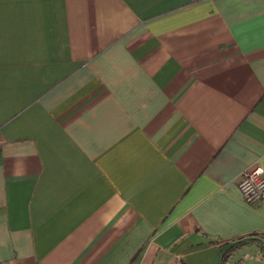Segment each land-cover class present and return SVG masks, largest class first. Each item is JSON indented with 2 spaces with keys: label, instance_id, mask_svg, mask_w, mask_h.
Wrapping results in <instances>:
<instances>
[{
  "label": "crops",
  "instance_id": "crops-1",
  "mask_svg": "<svg viewBox=\"0 0 264 264\" xmlns=\"http://www.w3.org/2000/svg\"><path fill=\"white\" fill-rule=\"evenodd\" d=\"M264 0H0V264H258Z\"/></svg>",
  "mask_w": 264,
  "mask_h": 264
},
{
  "label": "built area",
  "instance_id": "built-area-1",
  "mask_svg": "<svg viewBox=\"0 0 264 264\" xmlns=\"http://www.w3.org/2000/svg\"><path fill=\"white\" fill-rule=\"evenodd\" d=\"M239 187L248 204L264 205V168L260 164H256L244 171Z\"/></svg>",
  "mask_w": 264,
  "mask_h": 264
},
{
  "label": "rangeland",
  "instance_id": "rangeland-1",
  "mask_svg": "<svg viewBox=\"0 0 264 264\" xmlns=\"http://www.w3.org/2000/svg\"><path fill=\"white\" fill-rule=\"evenodd\" d=\"M239 254L248 256V258L252 262H255V263H258V264H264V260L258 259L259 247L257 245L256 246H250V247L247 246Z\"/></svg>",
  "mask_w": 264,
  "mask_h": 264
},
{
  "label": "trees",
  "instance_id": "trees-1",
  "mask_svg": "<svg viewBox=\"0 0 264 264\" xmlns=\"http://www.w3.org/2000/svg\"><path fill=\"white\" fill-rule=\"evenodd\" d=\"M232 257V255H226L225 260H224V264H227V262L229 261V259Z\"/></svg>",
  "mask_w": 264,
  "mask_h": 264
}]
</instances>
